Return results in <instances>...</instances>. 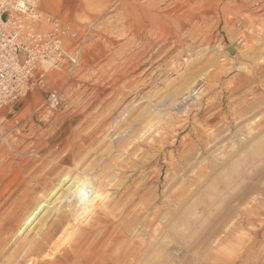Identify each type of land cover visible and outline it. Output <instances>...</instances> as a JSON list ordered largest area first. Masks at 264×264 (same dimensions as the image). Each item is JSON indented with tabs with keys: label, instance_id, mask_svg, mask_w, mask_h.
<instances>
[{
	"label": "rangeland",
	"instance_id": "rangeland-1",
	"mask_svg": "<svg viewBox=\"0 0 264 264\" xmlns=\"http://www.w3.org/2000/svg\"><path fill=\"white\" fill-rule=\"evenodd\" d=\"M38 13L65 58L0 111V264H68L78 247L93 264H264V0H40ZM76 177L107 200L71 214L77 230L45 259L60 229L38 249L18 231Z\"/></svg>",
	"mask_w": 264,
	"mask_h": 264
},
{
	"label": "built area",
	"instance_id": "built-area-1",
	"mask_svg": "<svg viewBox=\"0 0 264 264\" xmlns=\"http://www.w3.org/2000/svg\"><path fill=\"white\" fill-rule=\"evenodd\" d=\"M40 0H0V111L26 98L42 82L43 64L65 58L58 34L34 30ZM4 134L0 131V141Z\"/></svg>",
	"mask_w": 264,
	"mask_h": 264
},
{
	"label": "bare ground",
	"instance_id": "bare-ground-1",
	"mask_svg": "<svg viewBox=\"0 0 264 264\" xmlns=\"http://www.w3.org/2000/svg\"><path fill=\"white\" fill-rule=\"evenodd\" d=\"M237 47L238 44L235 43L229 46L226 51L230 54L229 48H232L231 50L234 52L233 57H236ZM54 97L55 96L53 95L52 99H55ZM58 186H60V184H58ZM58 192V189L53 188L51 192L45 195L43 201L38 203L34 210L32 209V213L26 219L24 218L25 220L18 231L19 234L27 233V236L34 235L29 237L28 244L32 243V247H37L38 249L43 246V242L46 243L47 241H51L54 238V232H58L60 229L58 233L60 235L56 243L52 241L53 244H55V249L52 250L51 253H46L44 256L45 259L54 258L56 252L61 251L63 244L77 230L78 224L71 222V214L75 213L79 216V219L86 220L100 211L107 200L106 194L100 192L84 177H76L68 186L66 195L58 196ZM52 218H54V220L56 218L58 219V222H55L54 224L55 231L53 228L49 231L46 229L43 232L37 231L39 221H47L48 223V221L50 222ZM82 254L83 251L79 247L74 249L72 252H69L67 254L68 264H93L91 256L88 255L83 258Z\"/></svg>",
	"mask_w": 264,
	"mask_h": 264
},
{
	"label": "water",
	"instance_id": "water-1",
	"mask_svg": "<svg viewBox=\"0 0 264 264\" xmlns=\"http://www.w3.org/2000/svg\"><path fill=\"white\" fill-rule=\"evenodd\" d=\"M232 48H229V52H230V55L231 56H234V52H233V50H231Z\"/></svg>",
	"mask_w": 264,
	"mask_h": 264
}]
</instances>
